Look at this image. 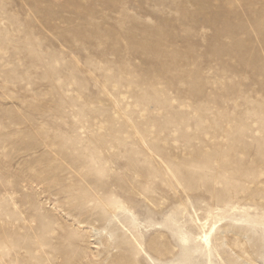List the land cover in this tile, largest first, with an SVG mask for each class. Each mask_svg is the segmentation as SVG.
<instances>
[{"label":"rangeland","instance_id":"1","mask_svg":"<svg viewBox=\"0 0 264 264\" xmlns=\"http://www.w3.org/2000/svg\"><path fill=\"white\" fill-rule=\"evenodd\" d=\"M0 264H264V0H0Z\"/></svg>","mask_w":264,"mask_h":264},{"label":"bare ground","instance_id":"2","mask_svg":"<svg viewBox=\"0 0 264 264\" xmlns=\"http://www.w3.org/2000/svg\"><path fill=\"white\" fill-rule=\"evenodd\" d=\"M204 240H205L206 242H209V240H210V237H209V235H208V234H204Z\"/></svg>","mask_w":264,"mask_h":264}]
</instances>
